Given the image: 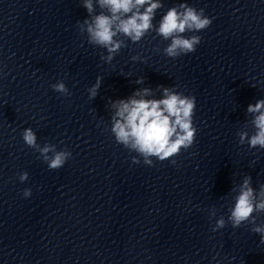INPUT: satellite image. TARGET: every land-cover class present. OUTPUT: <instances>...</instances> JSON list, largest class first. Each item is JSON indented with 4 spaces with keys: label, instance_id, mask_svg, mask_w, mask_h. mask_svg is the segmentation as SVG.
I'll return each instance as SVG.
<instances>
[{
    "label": "clouds",
    "instance_id": "9594fccd",
    "mask_svg": "<svg viewBox=\"0 0 264 264\" xmlns=\"http://www.w3.org/2000/svg\"><path fill=\"white\" fill-rule=\"evenodd\" d=\"M100 11L97 14L93 0H83V7L87 10L88 18L79 23L81 34L86 33L88 43L107 50V55L100 59L111 63L114 56L125 45L126 37L133 43L139 42L149 31L155 30L157 35L164 40H170L164 48V54L170 58H177L196 51L201 43L199 35L186 37V32H199L208 28L212 19L204 14V9L197 10L181 3L171 7L162 16L158 27L153 20L158 9L163 5L161 0H96ZM132 59L138 60L139 56ZM143 78L135 83L142 84ZM102 78L97 77L96 83L88 89L89 99H94L99 94ZM54 91L65 96L71 95L63 81L51 85ZM163 98L149 99L153 92L150 88L137 89L128 99L111 101L114 110L111 116V133L116 143L126 149L134 151L143 158V163L153 165V157L159 161L169 160L177 156L181 149H189L196 138L197 128L193 124L196 110L195 96L185 95L174 87L160 86ZM247 112L252 115L250 121L254 128L253 134L239 131V143L245 142L250 148L264 149V99H259L255 104H249ZM24 143L41 154L49 170H59L71 158L72 153L67 149L57 150L55 144L46 143L43 147L37 143V135L31 128L22 132ZM134 164L141 161L136 156L132 157ZM175 164L176 161L172 160ZM19 180L28 179V173L19 174ZM238 188V191H236ZM236 195L234 204L229 208L227 221L219 217L212 231L223 229L230 222L233 228H238L245 222L254 225L252 231L260 235V242L264 244V224L257 225L253 213L264 212V184L259 190L252 186L251 176H245L242 182L233 188ZM25 197L31 195V189H25ZM216 215V209L210 210V216Z\"/></svg>",
    "mask_w": 264,
    "mask_h": 264
}]
</instances>
